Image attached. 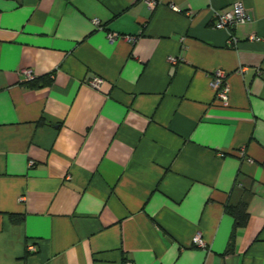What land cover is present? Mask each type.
<instances>
[{
	"label": "crops",
	"instance_id": "1",
	"mask_svg": "<svg viewBox=\"0 0 264 264\" xmlns=\"http://www.w3.org/2000/svg\"><path fill=\"white\" fill-rule=\"evenodd\" d=\"M154 1L0 0V264H264V0Z\"/></svg>",
	"mask_w": 264,
	"mask_h": 264
},
{
	"label": "built area",
	"instance_id": "2",
	"mask_svg": "<svg viewBox=\"0 0 264 264\" xmlns=\"http://www.w3.org/2000/svg\"><path fill=\"white\" fill-rule=\"evenodd\" d=\"M146 3L149 8H153L156 5V2L154 0H146ZM172 8L176 11H179V9L176 6H172ZM214 16V27L216 28H232L236 25L243 24L250 20V14L246 11V9L243 7V4L241 2L235 3L230 9H219L213 12ZM92 23L98 27L99 29H102V25L99 19L93 18ZM107 37L109 40H114L118 37L125 38L129 41L134 42L136 38L129 36V35H123L119 34L117 32L109 31L107 32ZM248 39L250 40H261L259 36H256L255 34H249ZM236 42V39L232 36L230 38L229 44H233ZM27 80L32 79V74L30 70H25ZM52 76V75H51ZM104 80L99 77L95 76L93 77L89 84L92 88L99 90L101 88L102 83ZM210 85L212 89L214 90V97L217 100V102L223 106L226 107L229 104V89L228 84L226 82V73L222 69H216L212 72L210 76ZM32 164V162H30ZM193 242L199 246H204V242L200 235H196L193 238ZM29 250H34L35 246L32 244H29L28 246Z\"/></svg>",
	"mask_w": 264,
	"mask_h": 264
},
{
	"label": "trees",
	"instance_id": "3",
	"mask_svg": "<svg viewBox=\"0 0 264 264\" xmlns=\"http://www.w3.org/2000/svg\"><path fill=\"white\" fill-rule=\"evenodd\" d=\"M51 82V78L47 76L42 79H30L26 80L23 85L27 88H34L42 85L49 84ZM226 211L233 217L235 226H243L248 221V212L246 204H238L237 206H229L226 208ZM9 218L13 223H20L23 219L20 214H9Z\"/></svg>",
	"mask_w": 264,
	"mask_h": 264
}]
</instances>
